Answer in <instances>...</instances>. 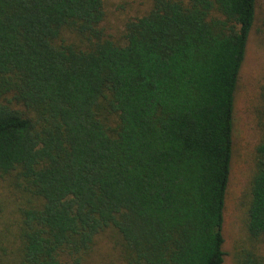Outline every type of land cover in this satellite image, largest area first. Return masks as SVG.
Instances as JSON below:
<instances>
[{
    "label": "trees",
    "instance_id": "trees-1",
    "mask_svg": "<svg viewBox=\"0 0 264 264\" xmlns=\"http://www.w3.org/2000/svg\"><path fill=\"white\" fill-rule=\"evenodd\" d=\"M257 1L151 0L117 46L100 29L102 0H0V173L41 201L22 212V264H83L107 226L133 264L224 263L234 99ZM65 29L93 41L57 45ZM249 194L257 241L264 137ZM238 264L261 262L242 251Z\"/></svg>",
    "mask_w": 264,
    "mask_h": 264
},
{
    "label": "rangeland",
    "instance_id": "rangeland-1",
    "mask_svg": "<svg viewBox=\"0 0 264 264\" xmlns=\"http://www.w3.org/2000/svg\"><path fill=\"white\" fill-rule=\"evenodd\" d=\"M104 38L117 46L126 43V25L151 10V0H102ZM93 40L63 30L57 45L86 50ZM9 98V96L7 97ZM10 107L22 110L12 102ZM105 109V108H104ZM111 117L110 126L116 118ZM264 0L256 4L255 21L247 41L246 54L235 92L230 175L223 215V264H238L242 251L255 255L264 264V236L257 241L247 234L250 180L255 171V148L264 137ZM17 172L0 173V264H22L25 246L23 211L39 208L41 201L26 192L16 179ZM83 264H133L122 237L107 226L94 238L91 249L81 255Z\"/></svg>",
    "mask_w": 264,
    "mask_h": 264
}]
</instances>
